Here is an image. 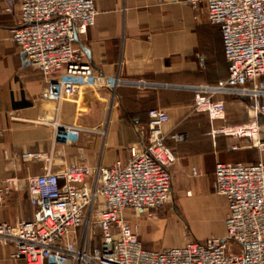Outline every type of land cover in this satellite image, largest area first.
<instances>
[{"label": "built area", "instance_id": "2783aa9c", "mask_svg": "<svg viewBox=\"0 0 264 264\" xmlns=\"http://www.w3.org/2000/svg\"><path fill=\"white\" fill-rule=\"evenodd\" d=\"M187 2L195 11L205 4L209 24L221 30L229 70L220 84L189 87L195 110L215 120L225 110L221 98H238L255 124L237 135L256 139L257 121L264 118V0ZM15 8L11 39L43 74L42 100L61 104L85 89L108 90L116 99L126 85L148 87L141 78L105 75L78 46V36L96 24L95 0H15ZM169 119L165 110H149L148 122L137 127L139 143L129 148V158L110 167L70 164L54 173L48 163L44 174L28 180L34 218L15 224L0 218V246H13L11 258L25 264H264V161L216 165L214 188L228 204L224 238L188 239L180 247L150 251L138 227L124 218L126 211H134L155 219L173 200L171 167L177 155L166 144ZM38 123L54 129L55 141L86 148L93 138L106 137L104 129L68 126L58 118L40 117ZM258 147L264 152V143ZM192 173L201 175L196 168ZM13 189L14 180L0 181V202Z\"/></svg>", "mask_w": 264, "mask_h": 264}, {"label": "crops", "instance_id": "0c3cea01", "mask_svg": "<svg viewBox=\"0 0 264 264\" xmlns=\"http://www.w3.org/2000/svg\"><path fill=\"white\" fill-rule=\"evenodd\" d=\"M95 5L96 24L78 36V46L89 50L88 61L105 75L141 78L148 87L126 85L116 99L108 90L85 89L58 104L42 100L47 87L43 74L27 63L12 42L17 25L15 0H0V181L4 185L14 180V189L0 202V218L5 222L34 218L28 180L44 174L48 163L54 173H62L70 164L87 163L95 169L127 160L129 148L139 143L137 127L148 122V112L154 108L165 110L170 118L164 133L167 146L177 155L171 167L173 195L184 210L199 209L195 196L210 194L219 162L264 161L258 147L264 143V118L257 121L256 139L237 135L255 124L244 102L221 98L226 101L225 110L215 120L208 112L195 110V93L189 87L217 85L229 75L221 30L210 26L205 4L198 11L187 0H95ZM7 8L14 12L7 13ZM216 67L219 75L214 78ZM40 117L104 129L106 137L93 138L87 148L78 142H58L52 127L38 123ZM193 168L201 175L194 176ZM222 198L224 205L212 196L201 202L213 212L214 223L198 240L226 236L228 204ZM124 218L132 227L142 228L139 237L145 249L172 248L160 247V238L154 235L167 218L149 219L134 211H126ZM13 250V246H0V264H25L11 258Z\"/></svg>", "mask_w": 264, "mask_h": 264}, {"label": "rangeland", "instance_id": "374dc122", "mask_svg": "<svg viewBox=\"0 0 264 264\" xmlns=\"http://www.w3.org/2000/svg\"><path fill=\"white\" fill-rule=\"evenodd\" d=\"M216 68L217 70L213 72L214 78H217L219 75L218 67ZM229 100H235V97L234 98L230 97ZM213 183L214 182H212L211 184L209 195L195 196L198 199L197 203L200 206L199 209L192 208L188 210L187 208H185L184 210L179 204L178 196L173 195L172 202L158 212L157 214L158 217L161 216V217L167 218L164 224L158 225V229L156 233L154 234L156 237L160 238L159 239L160 247L182 246L180 245V243L186 242L188 239H198L197 236L202 237L203 235H206L209 233L208 228L211 229L213 226L214 215H213V212L208 211L202 205L201 202L205 201L207 198H209V196H212L215 199L220 200L221 203H222V200L224 201V199L216 193ZM172 213L173 214L176 213V215H173ZM224 219H225V216H224ZM138 230H139V235H141L142 228L139 227ZM221 232H222V235L225 233V231L222 229H221ZM211 236H215V235H211ZM233 247L235 246L233 245Z\"/></svg>", "mask_w": 264, "mask_h": 264}, {"label": "water", "instance_id": "95a60500", "mask_svg": "<svg viewBox=\"0 0 264 264\" xmlns=\"http://www.w3.org/2000/svg\"><path fill=\"white\" fill-rule=\"evenodd\" d=\"M77 41H78V39H77ZM83 50H84V52L86 53V55L88 56V58H90V52H89V50L86 49V48H84V47H83ZM22 57H23L24 59L27 58L26 54H23ZM27 63H30V62L28 61Z\"/></svg>", "mask_w": 264, "mask_h": 264}, {"label": "trees", "instance_id": "16d2710c", "mask_svg": "<svg viewBox=\"0 0 264 264\" xmlns=\"http://www.w3.org/2000/svg\"><path fill=\"white\" fill-rule=\"evenodd\" d=\"M237 99V98H236ZM240 102L242 101V100H240V99H238ZM242 102H244V101H242ZM245 104H246V102H244ZM247 105V104H246ZM147 123V122H146ZM145 123V124H146ZM247 164H254V163H247Z\"/></svg>", "mask_w": 264, "mask_h": 264}]
</instances>
